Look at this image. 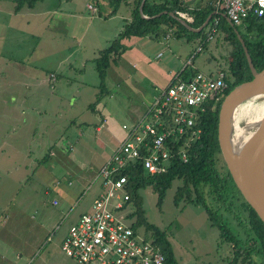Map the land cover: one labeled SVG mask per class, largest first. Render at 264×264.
<instances>
[{
  "label": "rangeland",
  "instance_id": "rangeland-1",
  "mask_svg": "<svg viewBox=\"0 0 264 264\" xmlns=\"http://www.w3.org/2000/svg\"><path fill=\"white\" fill-rule=\"evenodd\" d=\"M194 1L195 6L201 3L200 0ZM49 2L51 4L53 0ZM62 2L64 9L74 10L88 18L90 11L87 5L92 4L95 8L94 5L100 3L98 6L102 10V18L100 19L97 14L89 28L90 33L86 34L80 43L85 58H94L93 51L98 49V45L95 48L89 47L93 38L98 36L102 41L101 50L118 39L117 33L113 35V32L118 30L120 33L125 25L119 9L116 18L102 23L104 17L115 9L116 5L110 0H62ZM16 4L15 0H0V232L3 231L0 234V264L9 263L12 259L7 254L11 253L6 251L7 247L10 250L15 249L10 243L13 239L9 238L11 241L8 242L9 240L2 236L5 234V228L7 230L5 226L13 223L16 229L10 231L11 233L26 235L25 228L16 222L17 218L23 220L22 225L40 233V239L34 245L33 251L29 253L25 250L24 258L19 264H77L62 251L61 243L77 218L91 209L98 192V184L83 181L77 167L72 173L61 167L53 156L47 157L45 161L44 157L55 141L59 140L57 142L59 146L66 147L69 141L77 147L76 137L92 136L94 129H90L84 122L90 115L89 106L96 101L99 92L93 86L82 83L85 76L80 77L81 73L75 71L71 78L65 76L59 78L54 89L51 88L49 81V84L47 82L44 87L38 88L35 82L36 74H39L40 70L44 75L49 74L52 59L58 58L70 47L64 40H67L68 44L75 43L74 39L66 36L68 32L65 30L66 24L70 20L56 14L53 20L50 18L47 23L43 22L33 27L32 23L27 24L28 16L22 15V12L27 13L28 7L16 14ZM187 4L190 6L191 2L187 0ZM36 5L42 9L46 4L37 2ZM120 8L125 9L123 5ZM18 28L25 32V37L20 36L21 31ZM94 28L98 31L93 32ZM207 30L208 27L205 28V32ZM107 37L111 40L106 43ZM179 41L184 44L181 59L185 61L186 66L204 73H215L227 67L228 61L223 56H228L230 49L222 39L217 40L216 37L213 41L206 42L207 47L204 46L202 38H196L190 44L186 43V40ZM148 44L150 47L146 49L141 44L140 52L136 50V46L130 44L135 54H127L130 53L127 50L121 59L116 63L113 61L108 69L106 78L108 89L112 70L118 71L122 83L120 89L116 90L119 99L126 97L136 103L140 100L139 92L149 90L147 84H150V81L147 76H132L130 71L135 70L140 74L139 71L143 69L141 63H144L143 58L148 57L151 62L162 66L167 65L173 52L180 57L181 50L178 51V48L174 47L175 43L171 47L173 52L163 44L161 38L150 40ZM201 45L204 46L203 50L200 49ZM101 50H98L99 53ZM158 52L164 55L158 58ZM134 57L138 63L136 68H132L133 63H130V59L135 60ZM180 64L177 59L170 66L177 71ZM93 65V68L96 67V62H93ZM86 66L89 69L90 63L86 62ZM96 73V81L100 85L97 70ZM26 83L30 87L25 85ZM99 89L101 90L100 87ZM86 129L89 131L85 134ZM89 145L93 146V143L90 142ZM24 146L32 148L27 155ZM55 147L56 145L53 148ZM83 160L85 159L76 158L74 163L81 166ZM98 166L94 162L90 163V166H87L89 170L87 174H95ZM146 175H149L148 172ZM57 176L60 177L59 180ZM70 180L72 184L68 183ZM180 185L181 181H174L173 186L167 191L162 207L158 205V196L152 187L148 186L138 192L137 199L145 210L148 222L155 224L168 235L174 246L178 264H235L231 245L221 242L219 229L212 224L204 207L194 201L189 202L187 198L178 204L175 203V193ZM67 190L70 192L69 197H66ZM193 195L196 198V194ZM56 196L60 199L58 204L53 203ZM222 210L226 211L224 213L243 233V227L238 224L234 212L228 211L225 207H222ZM14 212L17 218L12 217ZM145 230V226H142L140 234L150 236ZM243 236L246 234L243 233ZM15 241L18 244L16 248L20 250L21 243L18 239ZM236 264L247 263L239 260Z\"/></svg>",
  "mask_w": 264,
  "mask_h": 264
},
{
  "label": "trees",
  "instance_id": "trees-1",
  "mask_svg": "<svg viewBox=\"0 0 264 264\" xmlns=\"http://www.w3.org/2000/svg\"><path fill=\"white\" fill-rule=\"evenodd\" d=\"M15 1L17 3L15 10L19 12L25 7L33 8L41 0ZM110 1L116 5L112 14H116L118 9H121L120 6L123 5L124 11L126 13L130 12L131 20L125 23L118 39L101 50L99 56L95 59L96 69L101 80L99 85L101 96L98 95L96 101L90 105L92 108L107 93L106 78L108 69L113 61L116 63L121 59L126 50L123 39L147 36L157 39L161 38L162 35L165 36L170 28L177 29V32H175L179 37L185 36L188 41L202 38V42H205L204 46L206 47L208 31L205 32V28L209 27L216 18L219 20L217 40L222 39L230 49L228 56L222 55L228 61L226 62L227 67L222 69L226 72L228 83L225 94H228L238 84L253 78L238 33L244 39L255 67L258 70L264 69V14L258 16L255 13H250L242 24L232 25L223 15L224 11L217 10L213 5L215 0H208L205 6H197L194 9H190L185 4V0H146L143 6V14L147 17H144L140 11L142 0ZM171 11L177 13V15H179L178 12L188 13L194 18L190 22L193 27L201 26L209 14L213 13V16L202 31L194 32L170 15L169 12ZM197 71L196 68L186 66L183 75L184 77L191 76ZM220 106L219 103L215 108H209L207 113L204 114L202 136L199 140L193 142L189 149L188 161L183 162L177 159L167 170L157 175H146V170L141 164H133L132 162L123 171L130 174L129 183H131L132 202L135 205V211L132 215L137 216L134 227L138 230L145 226V231L150 233V236H146V238L153 240L161 247L165 256V264H178L174 246L164 231L155 224L148 222L145 210L137 199V194L148 186L152 187L158 196L157 203L162 207L167 191L176 180L181 181L182 185L177 188L175 193V203L178 204L182 199L187 198L189 202L194 201L204 207L212 224L219 229L221 242L231 245L232 259L235 264L239 260L247 264H253V262L264 264V223L237 189L219 147L217 126ZM46 159L47 157H44V161ZM193 194H196V198ZM222 207L234 212L238 224L243 227L245 237L241 229L239 230L229 216L224 213L226 211L223 212Z\"/></svg>",
  "mask_w": 264,
  "mask_h": 264
},
{
  "label": "built area",
  "instance_id": "built-area-1",
  "mask_svg": "<svg viewBox=\"0 0 264 264\" xmlns=\"http://www.w3.org/2000/svg\"><path fill=\"white\" fill-rule=\"evenodd\" d=\"M213 5L235 25L250 13L264 14V0H215ZM89 8L97 10L92 4ZM178 14L189 23L194 20L188 13ZM218 24L216 18L209 25L207 42L215 39ZM184 68L160 89L138 120L123 124L124 138L97 171L92 184H98V192L91 209L71 225L61 243L62 251L77 264H165L161 247L134 227L130 174L123 171L132 162L157 175L177 159L188 161L189 149L202 136L204 114L221 105L228 83L223 70L184 77ZM56 79L51 73V88ZM53 203L58 204V199Z\"/></svg>",
  "mask_w": 264,
  "mask_h": 264
},
{
  "label": "crops",
  "instance_id": "crops-1",
  "mask_svg": "<svg viewBox=\"0 0 264 264\" xmlns=\"http://www.w3.org/2000/svg\"><path fill=\"white\" fill-rule=\"evenodd\" d=\"M189 1L191 2L190 6L187 4V0H185V4L188 5L190 7V9H194L197 7V6H195L196 4H194V3H196L194 0H189ZM200 1H201V3L198 6H205L206 3L208 2V0L207 1L206 0H200ZM39 2H45V4H46L45 7L42 9H39V6L35 5L33 8L28 7L26 10L27 13L22 12V10H24V8H23L19 12H17L16 14H19L22 12V15L24 17L28 16L27 24L32 23L33 27L39 26L43 22L47 23L50 18L53 20L54 15H56V14H58L59 16H63L64 19H65V17L67 19L69 18L70 21L68 24H66V29H65L66 31H68L66 36H67V38L70 37V38L74 39L75 43L74 44H68V41L64 40V42L67 43L66 45L70 46V47L64 51V54H60V56L58 58L56 57L55 59H52L51 71L49 72V74L44 75V74H42L43 72L41 70H40L39 74L38 73L36 74L35 82L37 83L38 88L44 87L48 81L51 83V81L49 80L51 73L56 74L57 79H56L55 83H58L59 78H61L62 76H65L67 78H69V77L71 78L73 76V72L75 71L78 74L81 73L80 77L85 76V78H84L85 80H83L82 83H86V85L93 86L94 88H96V91L99 92L96 95V96H98L99 94H101L100 93L101 90L99 89V85L97 84V81H96V77H97L96 70L97 69H96V67L93 68V66H94L93 62L95 63V59L99 56L98 50H101L103 43L100 39H98V36L96 38H93L90 41L89 47L91 46V47L95 48L98 45L97 46L98 49L93 51L95 54L94 58H90V59L87 57L85 58L84 55L82 54L83 49L81 48L82 45H80V43L83 40L84 36L86 34L90 33L89 28L93 24V19L97 16V14L100 16L99 17L100 19L102 18V10L98 6V5H100V3H98V5H96V6L94 5V7L97 8L96 12H94L92 9L89 8V6H88L89 4L87 5L88 11H90V14L88 12V14H89V18H88V17L83 16L81 13L75 12L74 10L64 9L62 6V3H63L62 0H53V2L51 4H50L49 0H41ZM51 5H54V6H51ZM110 13L106 17H104V19L102 20V23H107V21H109V20L112 21L114 18L117 17V13L116 14H112V12H110ZM184 13H186V12H184ZM119 14L122 16V19L125 21V23H127L131 20L130 12L126 13L124 11V9H120ZM18 30L21 31L20 36H23V37L26 36L25 32L21 28H18ZM81 30H82V32H81ZM95 30H97V29L94 28L93 32ZM176 30L177 29H171L170 28L169 32L167 33L170 35V37L167 38V34H165V36L162 35L161 39L163 40V44H165L170 49V51H172L171 47L175 43L174 47L178 48L177 49L178 51L181 50L180 51V57L178 56V54H176L175 52L172 51L173 56L168 59L167 65L163 64L162 66H158L155 63L151 62L148 57L146 59L142 57L144 59V63L141 62L143 64V69H141L139 71L140 74L136 73L135 70L130 69V71H132L131 72L132 76H136V75L137 76L142 75V77L147 76V78L150 81V84H147L149 90H147L145 92H139L138 89H136L139 92V96H140V100L138 102L135 103L133 100L131 102V100L126 99V97L119 99V93L116 90L120 89V85H122V83L119 80L118 71L113 69L111 74H110V79H109L110 88L109 89L106 88L107 93L103 97H101L100 101L93 108L89 106L90 107V110H89L90 115H88V118H86V121L84 123L86 125H88L90 129H92V128L94 129V133L92 134V136H86L85 135L86 137H84V136L83 137H76V140H77L76 144H78L77 147H75L73 142L70 143L68 141L67 146L64 147V145L59 146L57 144V142H59V140L57 142L55 141L54 144L50 147L49 153L45 157H48V158L51 157L52 158V156H53L54 159L57 160V162L60 164L61 167H63L64 169H67L68 171H71L72 173H73V171L76 170L75 167H77V169H79V173H81V176H80L81 179L83 178V181H86V182L92 184V181L95 177L94 175H96L97 172L93 175L87 174V171H89L87 169V166H90V163L94 162V164L99 165L97 168V171H98V169L101 168L102 165H104V163L112 156L113 152L115 151V149L119 145V142L125 136V131L122 127L123 124L132 123V122L138 120L141 117V115L144 113L146 108L154 101V98L157 96L160 89L165 88L168 85V83L171 80L174 73L179 72L184 68L185 61L183 59H181V53H184V44H182L179 41V39L186 40V43H188V44H190L193 40L188 41L185 36L179 37V35L176 33L177 32ZM117 31L115 30L113 32V35L115 33H117L116 35L118 36L119 32H117ZM109 34H110V32L107 35H109ZM113 35H112V37H113ZM132 39L134 41H132ZM110 40H111V38L107 37L106 43ZM150 40L153 41L154 38L147 36V37H132V38L123 39V43L126 46L125 52L127 50H129L130 53H127V54L134 55L135 53H134L133 47L136 46L135 47L136 50L138 52H140V47H142L141 44L144 46V49H146V47L147 48L150 47V45L148 44V42ZM76 41H78L77 46H76ZM130 44H132L133 47L130 46ZM144 55L147 56L146 53H144ZM163 55H164V53L158 52L157 57L159 58ZM134 58H135V60L130 59V63H133L132 68H136V66L138 65V63L136 61V57H134ZM177 59H179V62L181 64H180L178 70L175 71V68H173V66H170V65L173 64V62H176ZM86 62L90 63L89 69L86 66ZM91 64H92V66H91ZM115 65L116 64H114V66ZM211 73H213V72H211ZM37 76H39V77H37ZM120 77H123V75H120ZM90 79H92V80H90ZM49 82H48V84H49ZM25 85L30 87V85L28 83H26ZM54 88H52V89H54ZM141 93L143 94V96ZM86 131H89V129H86L84 131L85 134H86ZM83 135H84V133H83ZM90 142L93 143V146L89 145ZM54 145H56L55 148H53ZM24 148L26 150L25 155H27L32 150V148L28 147V146H24ZM76 158L85 159V160H83L84 163L81 166H78V165L76 166V164L74 163V159H76ZM84 166H86V168H84ZM57 179L59 180L60 177H58ZM68 183L72 184L71 180ZM59 189L63 191V189H61V188H59ZM64 193H65V191H64ZM69 194H70V192L67 190L66 197H69ZM54 199L60 200L58 196H56V198H54ZM14 213H13L12 217L17 218L16 212H14ZM77 220H78V218H77ZM21 221H23V220L18 219V218L16 220V222L20 226L25 228V230H26L25 236H22L18 233H14V234L11 233L14 229H16L12 225L13 223L5 226V227H7V230L5 227H3V228H5V234L2 235L3 238H7L6 240L7 241L9 240L8 242L11 241L9 238L13 239L10 243L15 246V249L18 248V246H16L18 244L15 240L18 239V241L21 243V249L20 250H18V249L17 250H15V249L10 250V248L7 247L6 251L11 252V253H7V254H8V256H11L12 259L9 263L6 262V264H19L21 262V260L24 258L25 250L28 251L29 253L32 252L34 245L37 244L38 240L40 239V237H39L40 233L38 231H35L34 229L29 228L28 226L22 225ZM2 233H3V231H2ZM2 233L0 232V234H2ZM27 233H29L28 236H27ZM8 234H9V236H8ZM30 234H32V235H30ZM21 240H22V242H21Z\"/></svg>",
  "mask_w": 264,
  "mask_h": 264
},
{
  "label": "water",
  "instance_id": "water-1",
  "mask_svg": "<svg viewBox=\"0 0 264 264\" xmlns=\"http://www.w3.org/2000/svg\"><path fill=\"white\" fill-rule=\"evenodd\" d=\"M145 2L146 0H142L140 11L144 17H147L143 14ZM169 13L194 32L202 31L213 16V13L209 14L201 26L193 27L177 13L172 11ZM223 15L234 25L226 13ZM238 36L244 46L253 78L235 86L223 99L218 118L217 139L237 189L264 223V113L253 115L241 135L238 138L233 137L236 107L244 99L253 96L264 98V69L258 70L255 67L244 39L239 33Z\"/></svg>",
  "mask_w": 264,
  "mask_h": 264
},
{
  "label": "bare ground",
  "instance_id": "bare-ground-1",
  "mask_svg": "<svg viewBox=\"0 0 264 264\" xmlns=\"http://www.w3.org/2000/svg\"><path fill=\"white\" fill-rule=\"evenodd\" d=\"M264 113L263 96H253L244 99L235 109L233 119V137L238 138L248 125L253 115Z\"/></svg>",
  "mask_w": 264,
  "mask_h": 264
}]
</instances>
